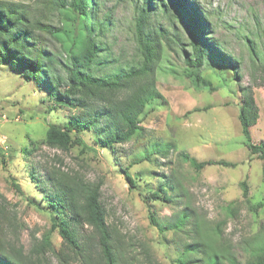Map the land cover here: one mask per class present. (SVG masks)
<instances>
[{
  "label": "rangeland",
  "instance_id": "obj_1",
  "mask_svg": "<svg viewBox=\"0 0 264 264\" xmlns=\"http://www.w3.org/2000/svg\"><path fill=\"white\" fill-rule=\"evenodd\" d=\"M10 1L22 4L52 30L64 22L63 16L48 7L45 0ZM196 1L198 6L194 8L209 15L206 19L211 24L210 38L238 61V80L233 82L229 76L230 86H222L215 76L221 66L209 60L198 70L201 79L196 86L187 75L190 69L181 51L164 46L156 66V87L161 99L146 108L140 134L115 149L102 148L92 132L80 135L84 148L76 145L63 151L46 144L50 125L62 127L69 119L80 122L79 117L85 114L75 106L50 110L55 102L44 87L37 81H27L20 67L0 66V196L17 230L16 234L6 235L7 241L29 254L35 243L52 233L55 252L61 250L62 238L57 231H50L52 222L45 211L48 205L42 200L43 193L29 175L35 168L44 179L43 170L47 168L102 182L101 200L117 264H172L181 255L182 245L199 240L188 229L191 225L178 231L172 229L185 210L195 215L199 234L225 223L223 239L237 264H245L251 250L264 244V206H258L264 203V162L250 154L238 119L240 87H250L259 109L257 124L251 128L252 142L264 143V75L249 51L254 44L257 51L264 50V0ZM100 3L101 20L108 21L100 38L104 63L101 74L136 65L140 56L133 37L134 17L142 0ZM169 10L174 14L173 8ZM173 19L159 9L153 21L186 43L187 32L175 14ZM40 38L43 50L62 64L68 62L61 43L49 32H40ZM57 61L54 72L65 79L64 68ZM26 147L31 155L23 154ZM182 154L199 162L224 161L235 166L214 165L197 171ZM125 170L134 178L135 187L130 186ZM242 182L248 184L247 198L243 196ZM162 183L174 188L167 189L172 200L146 202L144 195L159 190ZM151 213L156 216V225L150 221ZM82 232L89 237L90 258L71 256L70 263L100 264V249L97 240H93L92 229L85 226ZM31 261L61 264L50 252L34 254ZM195 263L201 264L198 260Z\"/></svg>",
  "mask_w": 264,
  "mask_h": 264
},
{
  "label": "trees",
  "instance_id": "obj_2",
  "mask_svg": "<svg viewBox=\"0 0 264 264\" xmlns=\"http://www.w3.org/2000/svg\"><path fill=\"white\" fill-rule=\"evenodd\" d=\"M94 2L45 0L46 5L62 15L64 20L61 27L52 30L22 4L0 0V66L13 69L20 67L27 81H37L44 87L49 98L55 102L50 110L75 106L85 114L79 117L80 122L69 119L62 127L50 125L45 141L49 146L63 151H69L76 145L84 148L80 135L92 132L102 148L115 149V146L125 144L140 134L146 108L151 102L161 99L156 87V66L164 46L181 51L184 63L190 69L187 75L196 86H199L201 79L198 70L209 60L221 66L219 71H215V76L222 86H230L227 82L229 76H232L230 80L233 82L238 80V61L233 60L219 42L210 38L211 24L209 18L206 19L209 15L201 8H194V5L198 6L196 0H157V3L154 0H142V4L135 8L133 34L140 60L132 67L101 74L104 63L100 38L106 31L108 21L101 20L100 0ZM169 7L173 8L175 16L187 32L186 43H182L181 36L172 37L168 30L153 21L159 9L173 19L174 14L170 13ZM42 31L49 32L61 43L67 55V63H60L42 49ZM249 51L251 60L260 63L264 75V50L257 51L254 44L249 46ZM54 61L64 68L62 71L65 79L54 72ZM240 88L242 101L238 119L241 132L250 154L264 162V143L253 144L251 134V128L259 119V109L252 89ZM22 152L32 154L29 147L23 148ZM182 158L197 171L214 165L235 166L224 161L199 162L187 154H182ZM43 171L44 179L35 168L29 175L43 193L42 200L48 205L45 211L49 213L52 222L50 231L58 232L62 238V248L55 252L51 243L52 233L44 235L39 243H35L29 254L22 247H16V243L7 241L5 238L11 232L16 234L17 230L0 196V264H33L31 257L34 254L45 255L46 252L56 256L61 264H71V256L90 258L89 237L82 232L85 226L92 229L93 240L98 242L100 264H117L112 232L107 225L106 208L101 200L102 182H91L81 175L61 174L58 169L50 171L45 168ZM123 173L130 186L135 187L131 174L127 170ZM242 187L243 196L247 198L248 184L242 182ZM167 189L172 191L174 188H167V184L162 183L159 190L150 191L143 198L146 202H170L172 198ZM258 206L261 208L264 203ZM150 221L153 225L157 224L154 213L150 214ZM173 226L175 231L184 227L194 231L199 240L193 239L182 245L181 255L172 264H196L197 260L201 264H237L235 258L229 255V244L223 239L220 224L211 227V231L207 230L206 234H199L197 230L200 225L195 222V215L185 210L178 215L177 223ZM251 252L245 264H264V244Z\"/></svg>",
  "mask_w": 264,
  "mask_h": 264
}]
</instances>
